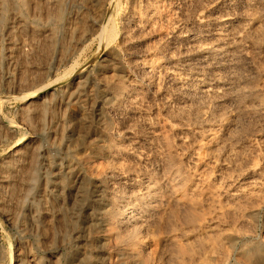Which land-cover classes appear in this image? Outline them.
Masks as SVG:
<instances>
[{
	"label": "rangeland",
	"instance_id": "1",
	"mask_svg": "<svg viewBox=\"0 0 264 264\" xmlns=\"http://www.w3.org/2000/svg\"><path fill=\"white\" fill-rule=\"evenodd\" d=\"M0 264H264V0H0Z\"/></svg>",
	"mask_w": 264,
	"mask_h": 264
},
{
	"label": "bare ground",
	"instance_id": "2",
	"mask_svg": "<svg viewBox=\"0 0 264 264\" xmlns=\"http://www.w3.org/2000/svg\"><path fill=\"white\" fill-rule=\"evenodd\" d=\"M216 24L220 27L219 33L217 34L218 36H220L221 33L223 32V30H222L223 28L221 26H223V24H225V23L223 22V20H221L220 22L217 21ZM109 30H111V29H109ZM109 30H107V31H109ZM105 38H106V36H105ZM188 42H189V40H188ZM197 50H198V53L200 54V56L202 58H207L212 53V51L220 52V50H222V49H213V47H204V46H202V47H198ZM109 65H110L111 70L114 72L115 76H118V74L121 72L120 63L115 61V62L110 63ZM145 68L150 69V67H145ZM197 81L199 83V85H198L199 87L204 86V87H201V88H203L202 90H206V91L210 90L208 88L207 89L205 88L206 86L203 85L204 82L202 81V79H198ZM114 85H116V83ZM103 86L109 91V92L107 91L108 93H104V95H103V101L105 102L107 100H110L112 97H114L113 94H112V90H111L113 84L112 83H104ZM99 113H100V108H99ZM142 245L143 244L141 243V246Z\"/></svg>",
	"mask_w": 264,
	"mask_h": 264
}]
</instances>
